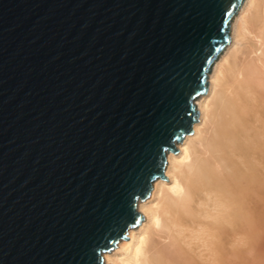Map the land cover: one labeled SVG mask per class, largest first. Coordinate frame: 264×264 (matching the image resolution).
<instances>
[{
	"label": "water",
	"instance_id": "obj_1",
	"mask_svg": "<svg viewBox=\"0 0 264 264\" xmlns=\"http://www.w3.org/2000/svg\"><path fill=\"white\" fill-rule=\"evenodd\" d=\"M244 0H0V264H103L200 122Z\"/></svg>",
	"mask_w": 264,
	"mask_h": 264
},
{
	"label": "bare ground",
	"instance_id": "obj_2",
	"mask_svg": "<svg viewBox=\"0 0 264 264\" xmlns=\"http://www.w3.org/2000/svg\"><path fill=\"white\" fill-rule=\"evenodd\" d=\"M184 152L103 264H264V0H244Z\"/></svg>",
	"mask_w": 264,
	"mask_h": 264
}]
</instances>
